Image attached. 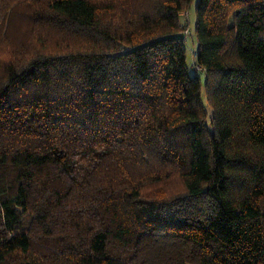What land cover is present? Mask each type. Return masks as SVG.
<instances>
[{
    "label": "trees",
    "instance_id": "obj_1",
    "mask_svg": "<svg viewBox=\"0 0 264 264\" xmlns=\"http://www.w3.org/2000/svg\"><path fill=\"white\" fill-rule=\"evenodd\" d=\"M192 3L0 0V264H264V0L194 74Z\"/></svg>",
    "mask_w": 264,
    "mask_h": 264
},
{
    "label": "rangeland",
    "instance_id": "obj_2",
    "mask_svg": "<svg viewBox=\"0 0 264 264\" xmlns=\"http://www.w3.org/2000/svg\"><path fill=\"white\" fill-rule=\"evenodd\" d=\"M197 0H193L192 5L188 10H186L180 17V22L184 25L186 28V62L187 66L192 74L195 73L196 70L200 69L197 67V65L193 62L194 60V51L197 48V41L194 33V27H195V22H196V15L194 11V6ZM197 75L199 76L202 85L204 83V74L202 72H196ZM202 101L205 103V97L202 94Z\"/></svg>",
    "mask_w": 264,
    "mask_h": 264
},
{
    "label": "built area",
    "instance_id": "obj_3",
    "mask_svg": "<svg viewBox=\"0 0 264 264\" xmlns=\"http://www.w3.org/2000/svg\"><path fill=\"white\" fill-rule=\"evenodd\" d=\"M198 67V66H197ZM199 68V67H198ZM200 69V68H199Z\"/></svg>",
    "mask_w": 264,
    "mask_h": 264
}]
</instances>
